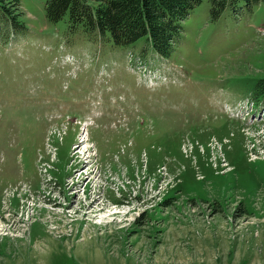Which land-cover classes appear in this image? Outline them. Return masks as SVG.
<instances>
[{"label": "rangeland", "instance_id": "1", "mask_svg": "<svg viewBox=\"0 0 264 264\" xmlns=\"http://www.w3.org/2000/svg\"><path fill=\"white\" fill-rule=\"evenodd\" d=\"M45 2L0 18V264H264V1L202 0L168 58Z\"/></svg>", "mask_w": 264, "mask_h": 264}, {"label": "trees", "instance_id": "2", "mask_svg": "<svg viewBox=\"0 0 264 264\" xmlns=\"http://www.w3.org/2000/svg\"><path fill=\"white\" fill-rule=\"evenodd\" d=\"M216 18L227 7L239 2L248 9L264 0H208ZM202 0H46L45 16L58 22L67 15L71 30L78 27L87 37L109 35L114 45L133 44L145 39L155 53L168 58L182 35V21ZM20 0H0V18L15 30H22ZM253 97L264 99V78L254 81Z\"/></svg>", "mask_w": 264, "mask_h": 264}, {"label": "bare ground", "instance_id": "3", "mask_svg": "<svg viewBox=\"0 0 264 264\" xmlns=\"http://www.w3.org/2000/svg\"><path fill=\"white\" fill-rule=\"evenodd\" d=\"M78 154H79V153H78ZM75 156H76V155H75ZM78 164H79V163H78ZM98 200H100V199H98V198H97V199H95V200H94V201H93V202L90 204V207H92V208H93V207H94V205H95L96 203L98 204V202H97ZM95 206H96V205H95Z\"/></svg>", "mask_w": 264, "mask_h": 264}]
</instances>
